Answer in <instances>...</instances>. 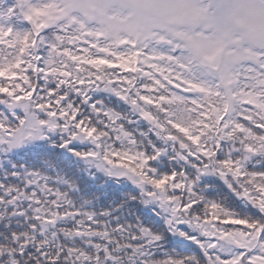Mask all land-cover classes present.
<instances>
[{"label":"snow or ice","instance_id":"6c2138e0","mask_svg":"<svg viewBox=\"0 0 264 264\" xmlns=\"http://www.w3.org/2000/svg\"><path fill=\"white\" fill-rule=\"evenodd\" d=\"M0 264H264V0H0Z\"/></svg>","mask_w":264,"mask_h":264}]
</instances>
